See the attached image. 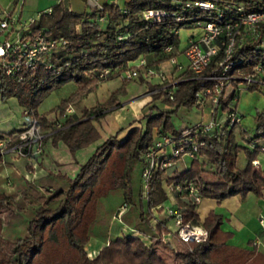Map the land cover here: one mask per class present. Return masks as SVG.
<instances>
[{"label": "trees", "instance_id": "16d2710c", "mask_svg": "<svg viewBox=\"0 0 264 264\" xmlns=\"http://www.w3.org/2000/svg\"><path fill=\"white\" fill-rule=\"evenodd\" d=\"M187 1L130 0L122 7L104 2L102 10L92 7L89 13H76L59 4L50 13L40 14L33 26L34 32L42 31L48 37L66 39L67 46L53 60L56 68L51 71L36 69L24 76L22 82L16 83L4 74L0 65L2 97L17 98L28 109L29 115L35 117L38 129L46 135L44 140L50 138L53 145L62 142L74 156L101 138L94 125L95 118L120 105V98L127 95V86L134 80L121 77V74L133 68L136 61L144 59L146 65L152 67L175 58L180 54L178 31L199 28L205 21L222 26L236 11L227 7L232 3L249 12L264 10L262 0H217V10L212 11L192 5L187 8L184 5ZM147 9L163 10L181 20L146 21L143 13ZM220 11L224 13L222 19L218 18ZM56 14L58 18L49 22ZM262 28L259 33L263 32ZM169 47L171 52L167 54L165 49ZM233 53L230 60L234 68L228 75L231 84L236 85L264 61V47L259 48L253 36L244 41L239 38ZM215 64L212 62L200 76H194L187 69L174 78L177 85L172 90V100L161 86L148 85L154 99L144 107L139 125L132 127L122 141L117 139L120 131L104 140L80 165L79 173L73 179H65V188H55L54 192L43 197L41 187L27 181V189L16 202L0 189V264H169L170 257L174 259L172 264H264V255L253 242L249 241L246 248L229 245L232 234L221 229L220 214L212 210L200 221L197 214L199 203H193L189 198L179 203L185 210L186 220L199 222L207 231L206 242L184 244L175 241L174 245H164L159 234H152L149 228V210L167 201V187L172 184H193L201 200L221 202L238 197L243 201L251 194L256 199L263 198L264 170L256 162L263 153L260 147L264 146V110L256 114L254 135L249 137L241 130L245 145L236 141L237 125L224 126L220 132L215 130L204 138V144L195 152L187 169L178 171L172 167L171 173L155 170L147 200L142 197L141 185L136 192L132 187L131 176L137 165L141 182L146 152L153 145L154 135L176 138L187 128L176 129L172 116L180 107L199 109L196 93L207 86L212 87V82H205L201 77L210 74ZM107 70L109 75L98 79L99 74ZM116 78L121 79V87L109 94L107 101L84 107L78 118L68 116L67 109L78 106L100 84ZM70 82L78 87L73 94L50 112L37 113L38 105L53 89ZM260 83L245 88L249 92L260 91L264 77ZM160 100L166 102L169 109L160 108L156 104ZM22 130L0 135V139L15 136ZM15 142L12 140L11 143ZM239 153L245 159L242 168L237 166ZM1 160L0 157V164ZM180 160L172 159L173 162ZM111 194L121 195L122 203L128 202L130 209L123 217L127 226L151 236L153 241L148 244L138 237L122 235L106 242L97 257L91 260L85 247L95 227L105 226L112 218L114 209L104 210L103 217L99 216L102 200ZM34 196L35 199L40 197L42 203L24 211L27 200L34 205ZM176 198L181 197L176 195ZM13 204L23 209L25 218L22 214H15Z\"/></svg>", "mask_w": 264, "mask_h": 264}, {"label": "built area", "instance_id": "2783aa9c", "mask_svg": "<svg viewBox=\"0 0 264 264\" xmlns=\"http://www.w3.org/2000/svg\"><path fill=\"white\" fill-rule=\"evenodd\" d=\"M29 0H20L21 6ZM88 6L102 10V5L97 0H85ZM217 0H189L185 2V7L196 6L202 10H217ZM228 8L233 7L236 11L225 24L218 25L214 21L204 22L198 29L202 34L198 37L191 36L190 42L184 50L187 61V69L194 76H200L215 61V69L201 79L205 82H212V87L207 86L200 92L196 93V104L199 109L209 110L208 119L195 122L194 125L181 131L180 135L175 137L154 135L153 145L146 152L145 167L141 172V192L142 197L147 200L149 193V184L152 174L156 170L168 172L172 169L174 162L172 159L188 156L190 159L196 155V151L204 144V138L209 137L215 130L220 132L223 127H233L241 124V119L236 109L239 88L246 87L249 84L260 83L264 77V61L256 65L252 72L245 75L241 82L231 88L228 93L227 88L231 86V79L228 72L234 68L231 62V56L237 39L244 41L247 37H255L258 41V47H264V10L249 12L242 6L231 4ZM51 11L48 10L47 14ZM144 20L153 23L162 20L174 18L181 20L178 16L164 12L163 10L147 9L143 13ZM224 13L220 11L219 17L222 19ZM20 13L14 14V11H6L0 20V60L1 67L6 76L16 83L23 81L24 76L36 69L51 71L56 68L53 60L57 57L59 51L63 50L67 41L65 38L48 37L45 32L33 31L35 19H28L26 23L20 21ZM102 21V19H101ZM261 26L263 32L259 33ZM165 52L169 54L171 48H166ZM176 68L180 64L175 58L170 60ZM142 72L146 78L155 77L161 84L163 90H167L169 99L172 100V90L177 85L173 78H169L160 70H154L148 67L144 60H139L134 67L122 72L121 77L126 79H135ZM109 71L99 74L98 79H105ZM261 84V83H260ZM225 109H224V106ZM67 112H71L67 109ZM24 114L29 115V111L24 110ZM57 126H60L59 124ZM46 137L41 133L33 117L28 125H25L20 133L15 136H4L0 139V157L6 154H13L14 157L27 159L32 162L42 154L43 140ZM12 140H16L13 144ZM253 146V145H252ZM255 146H253L254 148ZM264 153V146L260 147ZM8 179V178H7ZM6 179V180H7ZM9 180L7 186H10ZM169 198L167 201L156 204L149 210V228L152 234H159V239L164 245H174V242L199 244L208 239V233L202 224L193 223L186 220L185 210L179 202L189 198L193 203L200 204L201 198L198 190L193 184H172L167 187ZM176 195L181 198H176ZM168 203V205L166 204ZM130 206L122 203L115 211L111 222L123 224V217L129 211ZM170 222L173 225V231L170 229ZM121 234L138 237L144 242L151 244V236L121 225Z\"/></svg>", "mask_w": 264, "mask_h": 264}, {"label": "rangeland", "instance_id": "374dc122", "mask_svg": "<svg viewBox=\"0 0 264 264\" xmlns=\"http://www.w3.org/2000/svg\"><path fill=\"white\" fill-rule=\"evenodd\" d=\"M71 2H73L71 5V10L73 12H76V13L77 12H79V13H86L87 12V13H89L92 9L91 6H88V5L86 6L87 2H85V0H71ZM46 3H48V2H46ZM107 3H116L117 5H121V7L124 6V2L122 0H108ZM251 7H254V6H251ZM20 8H21V2H19L18 9H16V11L14 10V14H17L20 11ZM1 12H2V8L0 7V13ZM42 13H47V11L42 12ZM42 13H36L35 12L34 14H31V13L25 12L23 14V16H21V18L25 21L28 19L34 18L35 23H36V22H38L39 16ZM54 17L55 18H52V19L50 18L49 22L53 23L54 20H56L58 18V15L56 14ZM35 23H34V25H35ZM198 33H200V31H198L196 28L181 29L180 31H178V34H179V50H183L184 48H186L188 42H190V38H191L192 34L196 36ZM61 53H62V50L59 51L58 54H61ZM0 63H1V60H0ZM134 65L135 64H133V66ZM173 67H174V65H172L170 61H167V62L164 61L163 66H162V70H164L163 72L165 74H168V71L172 70ZM131 84H132V86H131ZM120 85H121V82H119L118 79H113L111 81L108 80V82H105L104 84H102L101 87H98L97 89H95L96 92H94V94H92L88 99H86V100H84L85 98L82 99L78 106L79 107L81 106L82 108H84V107L90 108V107H93L90 105H94L96 103L97 104L102 103L105 101V100H103V97L106 95L107 90L109 89V93L111 94L113 91H115L116 88L121 87ZM129 86H131V90H134L136 88V86H139L138 85V79L133 80L131 83H129ZM235 86L236 85H234V84L229 86L227 88L228 93L231 91V88L232 87L235 88ZM77 88L78 87H76V85L73 82H70V83H65V85L60 87L59 89H55V90L53 89L51 91V93L49 95H47V97H45L43 99V101L38 105L37 113L44 114V113L50 112L52 110V108L57 107L59 105V103H61L62 100H65L67 97H69L71 94H73ZM127 89H128V86H127ZM153 94L154 93L152 91L151 96H153ZM238 95L239 96H238V100L236 102V109H237L238 115L241 119V124H237L235 136L237 138L236 141L239 143V145H245L241 139L242 137H241L240 132H241V130L245 131L249 137L254 135L256 114L258 112L264 110V85L262 86V89L260 91H254V92H251V91L249 92L246 90L245 87L241 86L239 88ZM122 97L120 98V100L122 99ZM107 99H106V101H107ZM151 101H152V99H151ZM156 104H162V107H164L163 109H165V108L169 109L166 102H164L163 100L156 102ZM72 108H74V107H72ZM24 110L28 111V109H26L25 106H22L19 103L17 98L11 97V96H9L8 98H3L1 93H0V135H6L8 133H11V131L22 129L24 127V124L28 125V123L30 122V120L33 117L30 115L24 114ZM201 115H202V113L200 114L199 110L195 106L191 109L180 107L179 110H177V113H175L172 116V122H173L174 126H176L175 128L179 130L180 128L183 129L186 127H190V126L194 125L195 122L197 123L200 120H203L204 118H202L203 116L201 117ZM54 116H56V114ZM56 117H58V116H56ZM208 117H209V115H208ZM208 117H207V119H208ZM95 122L97 123L98 131L100 133L101 138L98 141L96 140V142L94 144H91L90 146L82 149V151L76 157L77 158L76 161L78 162V164H73V163L69 162L73 156L70 155V152L67 150V148L65 147V144H63L62 142L60 143L58 148H56V146L49 147L48 150L45 151L47 153L46 157L48 159H51V161L55 160L54 163L56 164V166L58 165L57 163H61L66 168V170L61 169V172H60L59 176L57 177L58 179L65 180V178H67V177L68 178L71 177V179H73L75 177L76 173H78L79 165H82L83 162L86 161L92 155V153L95 151L94 149H95L96 144H98L97 146H99L104 140H106L108 137H110V135H114L116 133L117 129H119V124L117 122L113 121L111 114L105 118H102V119L96 117ZM3 160L9 164L11 162L15 163L17 161L24 160V159L16 158L13 156V154H6V155H4ZM258 160H259L260 164L262 165L261 168L264 170V153H261L258 156ZM190 162H191V159L188 156H183L180 161H174L173 167L178 168L177 169L178 171H182V169H187L189 167ZM68 163H69V167L66 166V164L68 165ZM244 163H245L244 156L242 153L241 154L239 153L238 162H237L238 168H242L244 166ZM5 165L6 164L0 165V189H2L4 192H7V194L9 196H12L13 202L14 201L16 202L22 197V194H21L22 192L19 193L21 189H18V187L24 186V184H23L22 180H15L14 176L11 175L7 170L4 169ZM138 169H139V166L137 165L136 168L134 169V171L132 172V176H131V181L133 184L132 187H133V189H135V192L138 191V189L140 188V185H141ZM168 171L171 173L172 169H169ZM35 172H36V170H32L30 172H28L27 170H24V174H25L24 176L26 177V179L28 178L29 181L34 180L35 178L38 179L39 176L37 177ZM35 175H36V177H35ZM8 180L11 184L10 186H7ZM37 187L40 188V186H38V185H37ZM52 187H54V188H52ZM52 187L51 188H49V187L43 188L41 186V190H40V192L42 193L41 196L43 195V197H44V196L50 195L51 194L50 191L54 192L55 188H58V186L56 185V181H54L52 183ZM17 189H18V191H17ZM248 196H251V198L255 197L252 194L248 195ZM35 197L36 196H34V199H35ZM238 199H239L238 197L229 198V200L226 201V203L224 204L223 207L224 208L226 206H227V208L231 207V205L234 204V202H235V204H236V202H238ZM123 200L124 199H122L121 195H114V194L109 195L108 197H106L105 199L102 200V203H101L102 209H101L99 216L103 217L104 210L108 211V210L114 209V211H115L121 205ZM31 203L32 202L27 200V202L25 203L24 208H23L24 211H26L29 207L33 208L42 202L40 201V197L39 198L37 197V199H35L34 205H32ZM166 204L168 205V203H166ZM204 204H205L204 201L200 202V206H199L200 212L202 211L201 207ZM23 209L21 210V207H18V206L16 207L15 204H13V211L15 212L16 215L22 214L21 216L24 217L23 215H25V213H24ZM113 225H115L118 228H120V227L122 228L121 225L127 226L125 221H123V224H121V225L115 221L111 222V220H109L108 223L106 221L105 226L96 227L97 229H101V230H100L99 234H97V236H95V237H92V239H94L96 242H99V245H100V244L105 243V241H110L116 237L122 236L121 232L116 233L115 229L109 230V229H111V227ZM169 225H170L169 226L170 229L173 231V225L171 224V222ZM97 229H95V231ZM93 236H94V234H93ZM168 261H169V264H172V262L174 261L173 257H170L168 259Z\"/></svg>", "mask_w": 264, "mask_h": 264}, {"label": "crops", "instance_id": "0c3cea01", "mask_svg": "<svg viewBox=\"0 0 264 264\" xmlns=\"http://www.w3.org/2000/svg\"><path fill=\"white\" fill-rule=\"evenodd\" d=\"M97 1L101 5L104 4V2L106 1L108 2V0H97ZM122 1L125 4L127 1H130V0H122ZM19 2L20 0H1L0 7L2 8V12L0 13L1 14L0 20L2 19L6 10L16 11V9H18ZM72 3L73 2H71V0H29L21 6L20 11L18 13H20V16H23L25 12H28L31 14H34L35 12L36 13H42L46 11L48 12V10L51 11L54 7L58 6L59 4L71 10ZM20 21L23 23H26L28 20L25 21L20 17ZM196 29L200 31V33H198L196 36L192 34L191 36H193L194 38L202 34V30L198 28ZM184 50L185 48L183 50H179L180 54L178 53L177 56L175 57L176 62L180 64L181 69L180 68L177 69L176 66L174 65L172 70L168 71V74H166L167 77L173 78V79L177 78L179 75L183 74L185 70H187V61L183 53ZM139 60H144V59H139ZM149 66L151 67V65ZM162 66H163V63L152 66L151 68L154 70H160L161 72H163L164 70H162ZM116 79H118L119 82H121L120 78H116ZM136 79H138L139 86H136L134 90H131L132 84L131 86H128L127 95L125 97L124 96L122 97L120 101V105L112 109L110 108L108 111L104 112L103 115L100 117V119H102V118L109 116L110 114L112 115L113 121L119 124V129H117L116 131V133L120 131L117 134V139L119 141H122L124 139L128 131L132 127H137L139 125L138 121L142 117L144 107L147 106L151 102V99H153L151 96L152 91L151 90L149 91L147 86L150 84L161 86L157 78L155 77L146 78L145 76H143L141 71H139V74L134 80ZM102 84H100L99 86L101 87ZM94 92H96V90ZM94 92L88 94L84 100L88 99L92 94H94ZM109 94L110 93L108 89L106 95L103 97V100L106 101ZM94 105H90V106H94ZM158 106L160 108H164L162 107V104H158ZM74 108H70L71 112L69 113L67 112L68 116H74L76 118L80 117L81 110L83 108L81 106L80 107L76 106ZM198 110L200 114L202 113L201 117L203 116L202 117L204 118L203 120H206L208 117V110H204V109L203 110L198 109ZM94 125L98 129L97 123L95 121H94ZM60 143L61 142H58L56 145L55 144L53 145L52 140L50 138L45 139L43 141L42 154L40 155V157L34 159L32 162L28 161L27 159L25 161L24 159V160L17 161L15 163L11 162L8 164L2 158L1 164H6L4 169L7 170L11 175H13L15 180H22L24 184V186L18 187V189H21L19 193L27 189L26 187L27 181L30 182L33 186L38 185L40 187L42 186L43 188L45 187L51 188L52 183L56 181V185L58 187L65 188V184H66L64 182L65 180L58 179L57 177L59 176L61 169L66 170V168L61 163H57L58 165L56 166V164L54 163L55 160L51 161V159H48L46 157L47 153L45 152L48 150L49 147L56 146V148H58ZM97 145L98 144H96V146ZM96 146H95V149H96ZM82 149L76 152V154L72 157V159H70L69 161L70 163L78 164V162L76 161L77 159L76 157L77 155H79ZM256 163L260 164L259 160ZM66 166L69 167V163L68 165L66 164ZM79 168H80V165H79ZM24 170H27L28 172L32 170H36L35 173L37 177L39 176L38 179L35 178L34 180L29 181L28 178L26 179V177L24 176L25 175ZM69 178L67 177L65 179H69ZM228 200L229 199H226L222 202H216L213 199L201 200V202L204 201L205 204L201 207V210H202L201 212H200V207H199L200 204L198 205V208H197L198 210L197 214L199 215L200 221H203L204 218L208 215V213L213 210L216 214H220L222 216L223 224L221 225V229L224 232L228 231L229 233L232 234V238L228 240L229 245L238 247V248H242V247L246 248L247 243L251 241L253 242V245L257 246L258 250H260L262 254L264 255V196L261 199H256V197L251 198V196H247L243 202L241 199L240 200L238 199V202H236V204L234 202V204H232L231 207L227 208L226 206L224 208L223 206ZM96 227L95 229H97ZM99 227H101V224L99 225ZM95 229L93 230L94 236L92 235V237L97 236V234H99L101 230V229H97L95 231ZM113 229H115L116 233L121 232V227L118 228L115 225H113L111 229L109 230H113ZM106 242L108 241H105V243L99 245V242H96L94 239L91 238V240L89 241V243L86 244V247H85V251L87 252L88 258L92 260L95 257H97L98 253L100 252V249L106 245Z\"/></svg>", "mask_w": 264, "mask_h": 264}, {"label": "water", "instance_id": "95a60500", "mask_svg": "<svg viewBox=\"0 0 264 264\" xmlns=\"http://www.w3.org/2000/svg\"><path fill=\"white\" fill-rule=\"evenodd\" d=\"M262 1H264V0H262Z\"/></svg>", "mask_w": 264, "mask_h": 264}]
</instances>
